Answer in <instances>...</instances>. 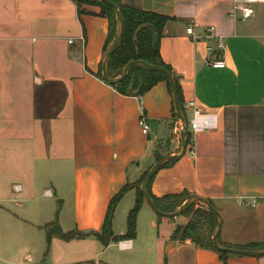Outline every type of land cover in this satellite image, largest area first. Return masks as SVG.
I'll return each mask as SVG.
<instances>
[{"label":"crops","instance_id":"1","mask_svg":"<svg viewBox=\"0 0 264 264\" xmlns=\"http://www.w3.org/2000/svg\"><path fill=\"white\" fill-rule=\"evenodd\" d=\"M80 1L88 0H0V264L20 250V234L42 232L55 219L63 233L86 235L82 240L101 248L90 235L101 232L111 199L129 187L112 218L114 236L124 235L126 219L113 231L124 200L131 198L133 208L143 174L181 150L165 82L130 97L97 77L109 24L99 6ZM116 1L170 19L161 61L178 79L182 102L216 117L215 130L194 135L182 157L155 173L151 195L207 200L221 217L224 248L264 244V15L256 9L253 19L239 22L232 0ZM215 61L225 67L207 65ZM141 117L147 136L137 125ZM162 218L144 201L136 236L140 222L155 231ZM162 220L171 227L154 248L171 250L160 246L158 264L174 255L177 264H222L189 240H171L187 219ZM125 243L118 251L140 250ZM226 264H264V257L231 255Z\"/></svg>","mask_w":264,"mask_h":264},{"label":"trees","instance_id":"2","mask_svg":"<svg viewBox=\"0 0 264 264\" xmlns=\"http://www.w3.org/2000/svg\"><path fill=\"white\" fill-rule=\"evenodd\" d=\"M109 1L117 5L118 11L123 20L124 29L122 39L117 49L108 58L106 65L107 77L112 81H116L121 77L124 67L132 61H142L147 65L156 66L167 70L171 74L175 83L181 114L184 120H186V116L182 111L183 102L181 99L178 79L174 76L171 68L161 61L159 55V46L163 35V30L167 22L170 21V19L154 13H148L122 6L116 0ZM84 3L99 6L100 16L106 18L108 21L109 30L107 42L103 49L104 55L106 50L116 39V30L118 29V24L114 12L110 7H108L104 3L99 2L98 0L80 1L79 5ZM97 77L101 79V64L97 73ZM158 82H165L170 93V86L166 78L162 74L137 66L128 71L124 80L116 83L115 85L108 86L113 88L118 94L122 96L141 97ZM173 118H175L174 109ZM189 143L190 134L186 131L185 145L187 146ZM161 159L162 158H157L156 163L159 162ZM172 162H165L161 165L160 169L171 166ZM147 173L148 171L143 174L141 179L134 186L136 198L133 208L129 211L127 215L126 231L122 236H114L112 232V218L116 205L118 204L120 199L125 195V193L129 190V187H124L115 197L111 199L108 205L107 214L105 216L101 232L90 235L95 238V240L103 248L108 247L110 244H117L121 241H133L135 239L137 215L145 201V197L141 193L140 188L143 179ZM153 177L147 185L146 193L149 199L154 204L155 208L160 213L171 214L176 211L177 208H180L187 199H189L186 198V195L165 196L160 199L153 197L150 193V184ZM194 206L190 207L180 217L188 219L190 212L194 208ZM199 210L200 211H196L195 214H198L197 217L204 219L206 223V217H213V214L210 213L208 210ZM207 224L208 227L204 229L202 226H200L199 221H196L192 218V220L188 221V223L184 227L178 228L173 232L171 240H189L199 249L212 251L218 256L222 264H226L228 258L231 255L214 250L212 246L214 226L210 222H208ZM43 230L45 231L47 250L52 238L68 242L71 240H82L87 237L86 235H79L78 233H63L56 219L51 224L45 226ZM244 250L262 251L264 250V244H251L248 247L244 248Z\"/></svg>","mask_w":264,"mask_h":264},{"label":"rangeland","instance_id":"3","mask_svg":"<svg viewBox=\"0 0 264 264\" xmlns=\"http://www.w3.org/2000/svg\"><path fill=\"white\" fill-rule=\"evenodd\" d=\"M256 7L255 10L260 9L261 14L264 15V4L261 6L257 5ZM131 208V198L125 199L117 212L113 231L119 233L120 230L125 227L124 222L127 212ZM199 209H204V207L200 204H197V207L194 206L187 220L190 221L193 218L196 221H199L200 226L204 229L208 227L207 223L210 222L213 224V232H215L216 219L214 217V219H211L210 217L205 216L207 218L206 223L204 219L197 217L198 214H195L196 211H200ZM162 219L161 221H163V224H157V230L155 231L151 230L149 225L146 227L144 224L142 225V222L139 223V232L133 242L134 248H138L140 250H133L131 252L118 251V246L116 244L111 246L108 250L103 251L104 248H100V246L92 240H71L68 242L56 240L52 243L50 241L51 244H49L47 250L44 230L42 232H37V234L30 232L28 234L23 233L20 234V238L15 241L18 246H21V248L15 256L11 253V261L9 264H24V260L28 257L31 258L32 263L27 264H93L92 262L95 260L99 262L98 264H158L159 262L157 263V261L159 260V255L157 252L160 253V248L163 247V244H160L161 247L159 246L158 248H154L155 239L156 237H165L171 227L170 221V224L167 226L166 220ZM119 243L120 242L117 244ZM162 250L169 252L171 250V246H168L167 250L163 247ZM178 260L179 256L174 255L170 258L169 264H177ZM186 264L188 263L186 262Z\"/></svg>","mask_w":264,"mask_h":264},{"label":"water","instance_id":"4","mask_svg":"<svg viewBox=\"0 0 264 264\" xmlns=\"http://www.w3.org/2000/svg\"><path fill=\"white\" fill-rule=\"evenodd\" d=\"M98 1L101 3H104L105 5H107L108 7H110L113 10L115 18L117 20V24H118L117 37H116L115 41L110 45V47L106 50V52L104 53L103 58H102V62H101V79H102V81L105 82L107 85H110V86L115 85L116 83L125 79L128 71L130 69L137 67V66H140V67H143L147 70L162 74L166 78V80L170 86L172 102H173V109H174L176 121L180 122V124H181V130L179 132L181 150H180L179 155L167 156V157L161 159L159 162H157L156 164H154L151 167V169L148 171V173L146 174V176L143 179L140 190H141V193L145 197V202L147 203V205L149 206V208L153 211V213L155 215H157L159 217H163V218H168V219L180 217L190 207L197 205V204H200L206 210H208L210 213H212L217 219L216 229H215V232L212 236V246H213L214 250H216L218 252H222V253H227V254L232 255V256L250 257V258H262V257H264V250H262V251H248V250L229 249V248L220 247L218 244V236H219V233L221 230L222 220H221L219 213L214 209V207L211 204H209V202L207 200L201 199L198 197H190L175 212H173L171 214H162L155 208L154 204L152 203V201L147 196V193H146L147 185H148L149 181L151 180V178L155 175V173L160 169L161 165L164 164L165 162H172L174 160H177L178 158H180L184 155L185 147H186V145H185L186 121L184 120V118L182 117V114H181V109H180L179 100L177 97V90L175 87V83L173 81L171 74L167 70L160 68V67L147 65L146 63H144L142 61H132V62H129L124 67L121 77L119 79H117L116 81H112L107 77V72H106L107 61H108V58L115 52V50L117 49V47H118V45L122 39L124 25H123V20L120 16V13L118 11V7L116 4L112 3L109 0H98ZM135 45H136V43H135Z\"/></svg>","mask_w":264,"mask_h":264},{"label":"built area","instance_id":"5","mask_svg":"<svg viewBox=\"0 0 264 264\" xmlns=\"http://www.w3.org/2000/svg\"><path fill=\"white\" fill-rule=\"evenodd\" d=\"M233 4V9L231 12V16L239 21L246 23L249 20L253 19L255 16V7L257 5H262L264 4V0H232ZM208 34V38H213L212 33H213V28L208 27L205 31ZM186 33L188 35H192V29L188 28L186 30ZM71 44V42L69 43ZM218 48L222 49V41L218 42ZM209 67L212 69H223L225 67V64L223 61H215L213 63H208L207 64ZM182 111L184 112L186 116V129L190 134V142L192 141V137L196 135L197 133L205 132V131H213L216 129V117L214 115H209V114H201L198 112L197 107L194 102L192 101H187L183 103L182 106ZM178 122V121H177ZM178 131L177 133L180 132L181 130V124L178 122ZM137 125L140 129V132L143 136H147L149 133V126L147 125L145 119L141 117ZM189 154L191 157H194V151L191 148L189 151ZM15 191H18V188H14ZM253 206V204H252ZM119 249H125L126 243L125 242H120L118 244ZM31 263V259L28 257L24 260V264Z\"/></svg>","mask_w":264,"mask_h":264}]
</instances>
